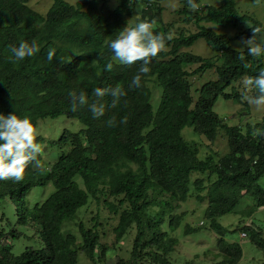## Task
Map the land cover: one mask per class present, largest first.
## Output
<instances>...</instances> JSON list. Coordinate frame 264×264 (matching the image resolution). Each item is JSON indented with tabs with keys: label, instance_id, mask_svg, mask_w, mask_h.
Masks as SVG:
<instances>
[{
	"label": "trees",
	"instance_id": "obj_1",
	"mask_svg": "<svg viewBox=\"0 0 264 264\" xmlns=\"http://www.w3.org/2000/svg\"><path fill=\"white\" fill-rule=\"evenodd\" d=\"M29 1L0 0V114L28 116L37 127L42 119L67 116L86 128L76 133L65 129L58 140L50 142L61 150L50 166L42 163L41 152L39 166L31 164L22 181H0V210L7 199L19 203L15 226L33 224L44 245L40 249L26 247L16 255L13 242L22 232L15 227L5 229L6 225L12 227L7 219L5 227L0 226V264H78L80 254L91 264H173L171 255L178 240L163 231L162 225L169 211L170 231L177 230L187 212L172 213L191 197L207 202L205 218L217 235L222 258L217 264L241 262V245L229 240L230 234L238 231L264 253V231L250 222L264 208V188L259 185L264 178V116L244 126L242 118L250 114L247 101L238 112V124L230 125L214 111L220 98L242 102L249 96L240 87L246 77L264 69V55L250 56L247 47L237 50L232 42H246L253 36L257 39L264 33V24L254 15L240 14L237 0H224L218 7L202 6L201 0H195L196 10L188 7L187 0H180L178 16L185 24L197 25L199 31L187 35L181 30L177 36L171 35L174 23L164 26L165 0H120L114 9L108 0H81L77 4L53 0L46 14L31 8ZM138 3H142L140 20H158L161 26L154 25V33L170 35L171 39L151 58L150 72L142 75L141 86L136 88L129 85L141 62L119 64L112 59L107 42L125 26L135 24L130 26V17ZM209 23L241 28L234 35L218 34L204 25ZM257 27L261 32L255 34L253 28ZM200 39L206 41L214 57L182 51ZM22 40H35L40 50L13 62L10 49ZM52 49L55 55L49 61L47 53ZM109 62L113 64L110 71L105 70ZM212 70L218 78L203 84L194 99L191 79ZM151 79L162 90L157 110L152 105ZM97 87L119 88L124 95L113 106L111 95H94ZM252 88V96L257 95ZM80 92L86 94L89 103H103L104 115L93 118L87 105H78L73 111L70 93ZM124 118L126 122L121 123ZM109 119L114 121L111 127ZM186 127L214 145L221 134L227 140L228 152L222 155L215 151L200 159V145L183 137ZM36 139L43 147L45 138ZM194 173L203 177L192 180ZM48 183L55 191L30 208L26 202L30 190ZM161 196L165 199H158ZM246 197L252 200L247 210L241 209ZM91 202L119 215L114 228L117 242L135 228L128 259L115 257L109 262L112 257L101 243L99 215L92 218L90 228L80 221L78 236L63 233L65 223ZM151 207L160 211L153 214ZM238 213L246 220L233 229L218 221ZM198 230L187 225L185 234ZM192 263L196 264L194 260Z\"/></svg>",
	"mask_w": 264,
	"mask_h": 264
},
{
	"label": "rangeland",
	"instance_id": "obj_2",
	"mask_svg": "<svg viewBox=\"0 0 264 264\" xmlns=\"http://www.w3.org/2000/svg\"><path fill=\"white\" fill-rule=\"evenodd\" d=\"M70 4H77L81 0H66ZM120 0H108V4L111 9L118 6ZM224 0H201L202 6H214L218 7L223 4ZM53 0H30L28 5L39 13L46 14L50 9ZM180 0H165L162 5L164 7V12L162 14V19L164 26L170 23H174L175 26L171 30L172 36H177L181 30L185 31L187 35L199 31L198 26L195 24H185L177 14V10L180 8ZM237 10L240 14H251L254 15L261 23L264 24V0H237L236 2ZM137 8L134 9L133 15L130 17V26L132 23H136L140 20L142 3H138ZM214 30L218 34L234 35L241 27H235L233 25H218L214 23L204 24ZM155 26H161L160 22L155 21ZM260 38H264V33L257 37V42ZM232 47L237 50H243L246 47L243 41L232 42ZM182 51H189L195 55L202 56L204 58L212 57L215 54L212 49L206 43L205 40L200 39L196 41L193 46L189 48H184ZM213 56V57H214ZM197 66H192L194 69ZM218 78L217 73L212 71H207L204 74L196 76L191 79L192 82V95L194 99L197 98V90L201 88L203 84L208 81L216 80ZM149 86L153 91L152 105L154 110H157L161 101V88L156 84L154 79H151ZM241 91L244 90L252 96V87L246 86L245 83L240 87ZM231 90V89H230ZM239 102L237 99L224 100L222 98L218 99L214 106V111L222 118L225 119L230 125L238 124L239 119H237L238 112L246 106L245 99H241ZM249 104V103H248ZM250 114L248 117L242 118L244 126L247 122L254 124L262 119L264 116V106L257 108L254 104H249ZM86 127L77 119H72L67 116H61L56 119L46 118L39 121L38 131L39 135L45 138L44 146L42 147L43 161L45 166H50L53 164L61 154V150L50 144L53 140H58L63 131L68 129L72 132H79ZM183 137L186 141L194 142L200 145L199 158L205 159L212 152H218L220 154H226L228 152V144L225 137L221 134L217 138L216 144H212L203 135L198 134L192 127H186L182 131ZM37 136V137H38ZM203 177L200 173H194L192 175V180L196 178ZM81 187L83 184L79 181ZM259 185L264 188V178L259 181ZM55 187L52 183H48L46 186H36L30 190L26 196V202L31 208L37 203L44 202L53 192ZM165 197L161 196L158 199ZM112 200V199H111ZM252 204L250 197H246L242 204L241 209H246ZM174 206L177 205L176 202L173 203ZM19 203L13 202L7 199L5 202L1 203L0 210V226L5 227L7 219L11 221L12 227L6 225L5 229L13 228L19 229L22 232V237L19 240L13 242L16 245L13 252L19 255L26 247L32 246L35 248H43V242L41 241L39 235L36 233L37 227L33 224L28 226H15L17 221L16 208ZM207 207V202H198L195 198L191 197L187 202L182 203L179 209L173 211L172 214H180L182 212H187L182 225L175 231H170L169 228V218L171 213L166 212L165 221L162 225V230L167 231L170 235L178 240V245L176 250L171 255L173 264H193L194 260L196 264H217L222 260L219 255V249L217 248V235L210 230L209 221L205 218V210ZM151 213L156 214L160 211L158 207H151ZM4 213L5 216H2ZM99 215V221L103 226H99L101 232V243L106 246L109 250L108 257L110 263H113L115 257L128 259L131 255L133 248V242L136 235L135 228L130 229V231L125 235V237L117 242L116 234L114 228L117 226L119 221V215L110 212L101 205L97 207L95 202H91L86 208H82L76 215V217L67 223L63 227V233L78 234L77 224L83 221L88 228L92 227L94 224L93 219L95 216ZM3 220V222H2ZM246 220L243 218L242 214H227L219 218V222L226 228L233 229L238 225L239 222ZM250 222L254 225L260 227L264 231V208L256 212ZM189 225L193 228H199L197 232L185 234V227ZM243 232H235L230 234L229 240L232 242L239 243L243 250V258L239 264H264V253L256 248L250 241L248 237H242ZM78 264H91L90 260L84 255H79Z\"/></svg>",
	"mask_w": 264,
	"mask_h": 264
},
{
	"label": "clouds",
	"instance_id": "obj_3",
	"mask_svg": "<svg viewBox=\"0 0 264 264\" xmlns=\"http://www.w3.org/2000/svg\"><path fill=\"white\" fill-rule=\"evenodd\" d=\"M131 3V0H129ZM190 9L196 10L197 3L195 0H187ZM154 20L144 18L136 22L133 26H125L118 32L115 39L107 42V47L111 51L112 59L118 61L121 65H132L140 61L137 74L133 75L129 87L139 88L141 86V77L150 72L149 64L151 58L156 57L158 53L166 48V41L171 39L170 35L154 33ZM261 32V28H253V33ZM248 54L253 57L264 55V38H260L257 42L256 37L248 39L246 42ZM39 45L35 40L31 43L20 41L18 46L11 47V57L13 62L23 61L25 58L34 56L39 51ZM55 49L48 51L47 58L49 61L53 59ZM243 60L244 57L241 56ZM113 64L109 62L105 66V70L110 71ZM246 86L254 87L258 94L255 96H245L244 99L249 104H254L257 108L264 106V69L259 70L254 77H246L244 80ZM94 95L98 98L109 94L113 98V106H115L119 97L124 92L119 88H95ZM72 98V110L76 111L77 106L87 105L91 111L93 118L103 116L105 113V105L101 102L89 103L84 92L70 93ZM126 118L121 120L125 123ZM109 126H113V119H109ZM39 135L37 125L28 116H18L15 113L8 115L0 114V181L11 180L12 182H20L24 179L25 171L33 163L39 166V154L42 152L41 143L37 142ZM242 237H246L242 233Z\"/></svg>",
	"mask_w": 264,
	"mask_h": 264
}]
</instances>
